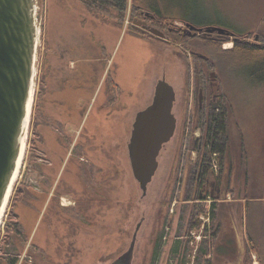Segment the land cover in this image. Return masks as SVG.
Instances as JSON below:
<instances>
[{"label": "rangeland", "instance_id": "rangeland-1", "mask_svg": "<svg viewBox=\"0 0 264 264\" xmlns=\"http://www.w3.org/2000/svg\"><path fill=\"white\" fill-rule=\"evenodd\" d=\"M37 1L42 19L32 104L23 155L3 213L5 218L12 202L18 213L14 220L28 236L18 238L13 228L5 233L2 216L0 264L13 258L17 264H109L127 250L138 223L131 264H144L145 257L150 264L154 254L151 264H264V188L253 193L259 199L239 211L236 205L215 202L219 234L214 241L212 220H203L200 229L199 224L188 228L193 212L179 198V175L170 189L173 168L185 161L187 145L181 138L189 134L188 116L195 112L194 71L198 79L205 72L216 80L221 106L228 110L222 167L236 161L244 174L250 171L248 152L260 144L264 148V81L240 74L229 56L222 55L233 47L232 40L223 35L220 46L189 36L164 42L133 31L139 9L132 15L129 11L132 20L127 13L124 23L115 24L95 16L79 0ZM146 1L176 24L185 18L237 28L251 33L244 35L250 41H257L258 32L264 34V0H194L193 13L190 0ZM191 50L207 60L193 57ZM161 78L175 91L176 128L161 148L143 194L131 170L127 142L136 112L151 101ZM215 153L211 163L218 168ZM19 185L23 190L15 193ZM200 203L205 207L194 215L205 217L212 202L194 201Z\"/></svg>", "mask_w": 264, "mask_h": 264}, {"label": "water", "instance_id": "water-1", "mask_svg": "<svg viewBox=\"0 0 264 264\" xmlns=\"http://www.w3.org/2000/svg\"><path fill=\"white\" fill-rule=\"evenodd\" d=\"M37 5V0H0V215L12 187L22 139L28 127V104L35 76ZM142 22L146 21L134 19L132 27L157 40H165L159 28L147 24L139 26ZM185 28L209 36L214 32L233 36V32L224 26L196 27L187 22ZM254 38L257 40L258 34ZM190 53L198 54L192 50ZM198 55L206 58L203 54ZM174 100V88L163 78L157 80L151 101L136 112L132 122L127 142L128 157L143 194L157 169L158 154L176 128V117L172 112ZM212 107L217 109L214 104ZM139 227L140 223L127 250L109 264H131Z\"/></svg>", "mask_w": 264, "mask_h": 264}, {"label": "trees", "instance_id": "trees-1", "mask_svg": "<svg viewBox=\"0 0 264 264\" xmlns=\"http://www.w3.org/2000/svg\"><path fill=\"white\" fill-rule=\"evenodd\" d=\"M86 9L91 11L95 16L99 17L101 20L106 23L112 22L115 24L124 23L127 18V13L132 15L138 11L139 8H146V10L151 9L161 20L168 21L166 24H171L174 20L169 21V17L164 16L158 7L148 6L146 0H132L131 7L129 9V0H79ZM194 0H190L193 4ZM145 3V4H144ZM145 6H144V5ZM191 11L196 12L195 4H193ZM148 8V9H147ZM129 15V17H130ZM130 17L129 19H131ZM194 19V18H192ZM132 20V19H131ZM182 20H186L185 18ZM132 26V25H131ZM230 29L229 27H226ZM133 31L143 35L144 37H150L148 34H144L142 32L137 31L132 27ZM233 32L232 37L225 36V39H231L233 42V47L230 49H225L222 52L223 56H229L230 64L233 69L238 70L240 74L248 76L249 79H252L256 82L264 81V34L262 32H258L257 41H250L244 35H252L251 33H246L241 29H230ZM172 40L176 41V37L180 38L173 30L171 31ZM245 37L246 39H243ZM178 41V40H177ZM223 40L220 39L217 42H211L221 45ZM218 46V47H219ZM239 64L238 66H235ZM238 67V68H236ZM108 80L111 84V87H115L118 90V85L114 82V80L109 76ZM187 85L189 84V77L187 75ZM187 88V87H186ZM188 89V88H187ZM115 96V95H114ZM206 104H203V107L198 109L197 113L195 112L191 114L189 120V132L190 135L187 138V151L186 155L190 154V151H195V157L188 158L185 157V161L179 170V163L173 168L171 172V181H170V189L173 190L174 186L177 184V177L180 176L179 181V198L182 200H187L188 206L191 207L193 217L189 222L188 228L192 229L198 225L199 220L194 215L198 213L201 209L205 207V204H194V201L198 199L199 194L203 192V186L206 185V181L210 178L211 175V156L213 153L217 152L219 154V162L218 169L216 172V177L220 181L221 173H222V165H223V157L227 147V115L228 110L222 104V109L219 112L208 111L205 108ZM37 106V105H36ZM226 106V105H225ZM38 108V107H37ZM37 120L33 122L32 132L33 135L37 134L36 130ZM200 130V135L198 137L193 136L191 133L195 130ZM183 143V137L181 138V144ZM177 157L180 158V147L177 150ZM36 169L40 166L36 162H34ZM185 189V195H183ZM22 185L15 187V193L22 191ZM33 195L30 197L32 198ZM30 203H32L30 201ZM31 207L32 204H29ZM215 206V202L211 204V220H212V230L210 233V237L212 240H216L219 234V224L216 222L215 215L217 213ZM6 216L2 218L4 221L3 228L5 233L8 229L13 228V235L18 236L19 234L28 236L23 228L20 226V223L14 220V216L18 217V213L15 210V205L10 202L9 210L6 212ZM180 220H183L180 218ZM18 236V238H21ZM254 247V244L252 245ZM204 252H207L205 250ZM147 259L145 260L146 263ZM199 262V260H198ZM197 264H200L198 263ZM8 264H17V259L13 258L11 261L7 262ZM144 263V264H145ZM152 263V262H151ZM207 263V262H206ZM248 264V263H245Z\"/></svg>", "mask_w": 264, "mask_h": 264}, {"label": "flooded vegetation", "instance_id": "flooded-vegetation-1", "mask_svg": "<svg viewBox=\"0 0 264 264\" xmlns=\"http://www.w3.org/2000/svg\"><path fill=\"white\" fill-rule=\"evenodd\" d=\"M149 12V13H148ZM150 13H152L153 16H150ZM136 20H145L146 22H142L139 24V26H143L144 24H147L148 26H155L157 28H159L163 33H164V37H165V40H163L164 42H174V40H172V30L179 36V37H182V36H189L191 39H198L202 42H217L221 39L222 35H219L217 33H211L210 36L209 35H205L203 34L202 32H197V33H194L196 31L194 30H187L185 28V25L187 22L189 23H192L188 20H182L180 19L179 21L181 22L180 24H176L174 22H171V24H166V22L168 21H165V20H161L159 19L158 17H156L155 13L153 11H150V10H146V9H143V8H139V12L138 14L135 16ZM194 24V23H192ZM171 25H174V26H171ZM196 27H205V25L203 24H194ZM137 31H141L139 29H136ZM142 33L144 34H147L143 31H141ZM175 43V42H174ZM193 51V50H192ZM195 51V50H194ZM191 55L193 57L197 56L196 54H193L191 53ZM202 60H207V58H202V57H198ZM195 66L197 67V70H198V65L195 64ZM200 73H203L204 75H206L207 77V80H206V77L201 79L199 77L198 79V73L194 71V74H193V77H194V85L196 87V89L198 90V93L194 96V99H195V103H194V111H195V114L197 113L198 109L202 108L203 107V104H206L205 105V108L208 110V111H215L217 109H220L222 106H221V94L219 93V91L217 90L218 89V86L216 85L217 82L216 80H213L211 79L210 80V77L209 75H207L205 72H200ZM216 105L217 106V109L212 107V105ZM192 134V133H191ZM203 189L205 191H207L206 193H204V197L207 195V193H218V192H221V190H218L216 189V187L214 185H205L203 186ZM183 191L185 192V189H183ZM153 257L155 259L156 257V254L154 255H150L149 256V262H153ZM147 258L145 257L144 258V262ZM188 261L190 263V260L189 258L185 260V262ZM151 264V263H150Z\"/></svg>", "mask_w": 264, "mask_h": 264}, {"label": "crops", "instance_id": "crops-1", "mask_svg": "<svg viewBox=\"0 0 264 264\" xmlns=\"http://www.w3.org/2000/svg\"><path fill=\"white\" fill-rule=\"evenodd\" d=\"M260 146L261 144L256 149L248 152L247 166L249 167L250 171H243L244 174L240 175L241 166L236 161L230 162L228 168L226 164L224 167H222L220 182L224 184L225 193H227V196H219L218 199H216L217 197L211 195L212 198L218 202V206L219 204L229 203L230 208H233V206L236 205L237 210L239 211L240 206L243 204L246 205L253 200L259 199L260 196L255 198L253 193L256 190L259 191L264 188V148ZM242 154L244 155L245 152H242ZM257 161L258 163L260 161L262 165L259 164L258 166H255ZM251 168H253L252 171ZM255 172L256 174H254Z\"/></svg>", "mask_w": 264, "mask_h": 264}, {"label": "bare ground", "instance_id": "bare-ground-1", "mask_svg": "<svg viewBox=\"0 0 264 264\" xmlns=\"http://www.w3.org/2000/svg\"><path fill=\"white\" fill-rule=\"evenodd\" d=\"M32 95H33V93H32ZM32 95H31V97H30L29 104H28V113H30V108H31V104H32ZM24 144H25V139H22L21 153H20V158H19V161H18V165H17L16 172H17V170H18V166H19V164H20V160H21L22 155H23ZM16 172H15V174H14V178H15V176H16ZM14 178H13L12 182L14 181ZM10 190H11V188H10ZM10 190H9V192H8V195H7L6 201H5L4 206H3V208H2V213H1V215H0V224H1V218H2V216H3V213H4V210H5L6 204H7V202H8V198H9V196H10Z\"/></svg>", "mask_w": 264, "mask_h": 264}, {"label": "built area", "instance_id": "built-area-1", "mask_svg": "<svg viewBox=\"0 0 264 264\" xmlns=\"http://www.w3.org/2000/svg\"><path fill=\"white\" fill-rule=\"evenodd\" d=\"M41 19H42V16H41V14H39L38 17H37V23H38L39 27L41 25ZM197 219L200 220V224L198 226V228L200 229L201 228V224L203 223V220L207 221V222L209 220H211V211H210V209L208 210L207 215L205 217H198L197 216ZM202 227H203V225H202Z\"/></svg>", "mask_w": 264, "mask_h": 264}]
</instances>
